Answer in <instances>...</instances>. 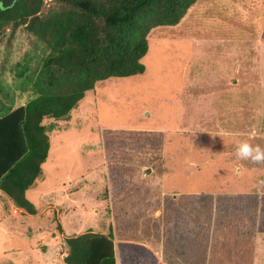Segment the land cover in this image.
I'll list each match as a JSON object with an SVG mask.
<instances>
[{
    "label": "rangeland",
    "instance_id": "obj_1",
    "mask_svg": "<svg viewBox=\"0 0 264 264\" xmlns=\"http://www.w3.org/2000/svg\"><path fill=\"white\" fill-rule=\"evenodd\" d=\"M190 13L185 38L149 42L142 75L43 120L50 148L26 192L36 214L0 191V264H64L66 238L86 232L111 233L120 264H264V163L235 156L240 141L264 148V0ZM35 43L0 36L14 105L34 98L15 65Z\"/></svg>",
    "mask_w": 264,
    "mask_h": 264
},
{
    "label": "trees",
    "instance_id": "obj_2",
    "mask_svg": "<svg viewBox=\"0 0 264 264\" xmlns=\"http://www.w3.org/2000/svg\"><path fill=\"white\" fill-rule=\"evenodd\" d=\"M50 3L52 7H46V0H17L6 9L0 5V36L23 29L37 44L15 65L20 87L31 83L34 98L8 115L18 123H0V191L29 215L36 210L26 192L50 148L43 120L67 118L99 82L142 75L149 42L185 38L190 12L199 0ZM263 207L261 201V226ZM65 243L64 264H120L111 233L86 232Z\"/></svg>",
    "mask_w": 264,
    "mask_h": 264
},
{
    "label": "crops",
    "instance_id": "obj_3",
    "mask_svg": "<svg viewBox=\"0 0 264 264\" xmlns=\"http://www.w3.org/2000/svg\"><path fill=\"white\" fill-rule=\"evenodd\" d=\"M6 76H7L6 73H4L3 71H0V123H18L17 121L13 119H9L8 115L15 109L21 106H24L32 99H29L25 104L14 105V98H13L12 92L9 91L10 88L8 86V83L6 82L7 81ZM17 85H19V88H21L20 83H18ZM26 89L27 87L21 88L22 91H26ZM30 92L32 94V91ZM8 206L11 207L12 210L14 209L10 204ZM16 209L23 212L22 209H19L17 207ZM192 255L194 256V253H192ZM188 257H190L189 253H188Z\"/></svg>",
    "mask_w": 264,
    "mask_h": 264
},
{
    "label": "clouds",
    "instance_id": "obj_4",
    "mask_svg": "<svg viewBox=\"0 0 264 264\" xmlns=\"http://www.w3.org/2000/svg\"><path fill=\"white\" fill-rule=\"evenodd\" d=\"M235 156L238 160H250L255 164H261L264 163V148L240 141L236 145Z\"/></svg>",
    "mask_w": 264,
    "mask_h": 264
},
{
    "label": "water",
    "instance_id": "obj_5",
    "mask_svg": "<svg viewBox=\"0 0 264 264\" xmlns=\"http://www.w3.org/2000/svg\"><path fill=\"white\" fill-rule=\"evenodd\" d=\"M15 1H17V0H2L0 5H1V7L3 9H6V8L11 7L14 4ZM149 172H150V170L146 169L145 173L148 174Z\"/></svg>",
    "mask_w": 264,
    "mask_h": 264
}]
</instances>
